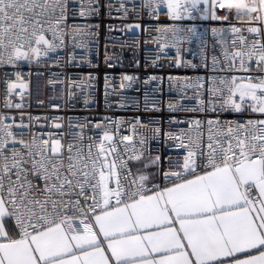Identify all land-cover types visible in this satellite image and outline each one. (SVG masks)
I'll return each instance as SVG.
<instances>
[{
	"label": "built area",
	"instance_id": "obj_1",
	"mask_svg": "<svg viewBox=\"0 0 264 264\" xmlns=\"http://www.w3.org/2000/svg\"><path fill=\"white\" fill-rule=\"evenodd\" d=\"M262 1L0 0V195L16 237L94 234L107 209L264 164V112L237 92L264 84ZM144 160L153 181L134 172Z\"/></svg>",
	"mask_w": 264,
	"mask_h": 264
},
{
	"label": "crops",
	"instance_id": "obj_2",
	"mask_svg": "<svg viewBox=\"0 0 264 264\" xmlns=\"http://www.w3.org/2000/svg\"><path fill=\"white\" fill-rule=\"evenodd\" d=\"M261 90L238 87L264 112ZM263 167H219L107 209L94 216V234L56 224L18 239L0 195V264H264ZM133 169L144 182L156 178L152 160ZM243 187L253 188L257 204Z\"/></svg>",
	"mask_w": 264,
	"mask_h": 264
},
{
	"label": "rangeland",
	"instance_id": "obj_3",
	"mask_svg": "<svg viewBox=\"0 0 264 264\" xmlns=\"http://www.w3.org/2000/svg\"><path fill=\"white\" fill-rule=\"evenodd\" d=\"M237 92H239V91H237ZM144 161H145V160H144ZM143 163H144V162H141L140 165H142Z\"/></svg>",
	"mask_w": 264,
	"mask_h": 264
}]
</instances>
